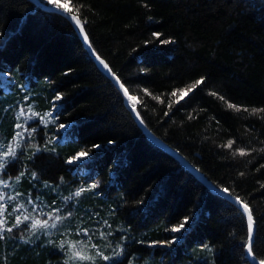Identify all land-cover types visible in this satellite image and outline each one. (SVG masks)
<instances>
[{
	"label": "trees",
	"instance_id": "16d2710c",
	"mask_svg": "<svg viewBox=\"0 0 264 264\" xmlns=\"http://www.w3.org/2000/svg\"><path fill=\"white\" fill-rule=\"evenodd\" d=\"M65 1L147 127L250 206L264 259V0ZM0 72L4 141L17 110L36 118L3 174L63 218L49 235H4L0 264H254L242 209L147 137L65 15L0 0Z\"/></svg>",
	"mask_w": 264,
	"mask_h": 264
},
{
	"label": "snow or ice",
	"instance_id": "6c2138e0",
	"mask_svg": "<svg viewBox=\"0 0 264 264\" xmlns=\"http://www.w3.org/2000/svg\"><path fill=\"white\" fill-rule=\"evenodd\" d=\"M47 3L49 5H52L55 10L63 12L69 20H71L76 26H78V30L82 34L83 40L85 42H88L89 47H91L88 35L84 30L83 23H82L81 19L78 17V15L72 14L73 9L71 7H69V4L68 3H62L61 0H47ZM75 11L78 13L79 9L77 8ZM156 35L158 36L159 34H156ZM169 42L170 41H164V43H169ZM93 53H94V50H93ZM96 59L100 61V63L103 65V67L105 69L108 70L109 73H111V68H109L107 63H105L103 60H101L99 56H96ZM112 75H113V77H115L114 73H112ZM115 79L117 80L119 87L122 89L124 97H126L127 100L131 102L130 107H131L132 111L136 113L137 117H139V112L136 111V104L138 102L137 97L129 94L128 88L125 87V85L119 81L118 77H115ZM202 83H203V78H201L200 80H197L190 88L180 90L181 91L180 99H183L185 96L188 95L189 92L194 90L197 85H200ZM171 95L175 96L176 92H173ZM56 99L60 100V99H62V97L58 95L56 97ZM229 107H236V106L235 105H229ZM260 111H264V109H261ZM140 122L143 123L142 118H140ZM19 127H21V125H17V128H19ZM65 127H67V126L66 125H60V128H65ZM33 131H35V129H33ZM16 138L17 139L15 142V146L14 147L11 145L8 146L6 151H4L2 154H0V173L4 172L6 170V166L10 162L9 158H11V159L16 158V156H17L16 149L21 146L20 141L23 140L24 134L22 132H17ZM231 146H232V142L230 141L228 143L227 147L231 148ZM93 147L99 148L101 146L94 145ZM239 154L243 156L246 153L243 150H240ZM88 155H89L88 152L81 151L76 156L71 158L68 161V163H73V161L79 163L82 159L87 158ZM21 175H23V174H21ZM34 175L35 174H33V176ZM18 179H19V177H18ZM0 185H3L4 187L8 186L7 182L3 181V180H0ZM95 187H97V185H92V188H95ZM81 191H83V190H81ZM223 192L229 193V189L224 188ZM80 194H81L80 192L75 193L76 196H79ZM3 199H4L3 196H0V201H3ZM9 199H15V197H10ZM235 200L241 206L242 211L247 213L246 226H247L248 237H247V241H246V252L249 255V257L256 262V264H264V259H257L256 255L254 253V250H253L254 217L252 214V209L250 208V206L247 203L242 201L239 197H236ZM28 203L32 204L33 211L35 212L36 211L35 203L31 200H29ZM23 208H24V205H20L19 208L15 209V211L19 212ZM4 212H5V206L3 203H0V240L4 239V233L5 232L12 233L14 229L21 228L23 225L26 224V222H27L28 230L32 231L33 234H35V232L40 230V229H47L49 227L55 228L57 226V222H59L63 219L61 216L55 215V214L48 215L47 219H39V218H36L35 216H32L31 214L24 215L23 213H21V215H23V219H21V215H17L15 217V222L12 224V226L6 227L7 221L3 218ZM55 212L58 213L59 209H56ZM9 215H11V213H9ZM68 215H71V213H68ZM49 220H52L53 222L51 224H49ZM188 224H189V218H184V220L178 226H175V227L171 228L170 230L172 232H175V233H181L184 230H186V226ZM85 235H87V233H85ZM176 239L177 238L174 237L172 240L168 241L167 244L168 245L174 244L176 242ZM61 247H63V245H61ZM72 247L75 248L76 245L73 244ZM72 259L73 260H84V259H90V257H84L80 254V252H76L73 254ZM102 259L105 261H108L111 258L108 256L102 255Z\"/></svg>",
	"mask_w": 264,
	"mask_h": 264
},
{
	"label": "rangeland",
	"instance_id": "374dc122",
	"mask_svg": "<svg viewBox=\"0 0 264 264\" xmlns=\"http://www.w3.org/2000/svg\"><path fill=\"white\" fill-rule=\"evenodd\" d=\"M62 3H68L65 0H61ZM69 4V3H68ZM70 7V6H69ZM0 79L3 83V85L8 84V78L7 76L3 73L0 72ZM36 119L34 116L30 115V112L26 113L24 110H17L14 118L12 117L11 120H14L12 123V136L8 138L7 141H4L0 134V154H2L4 151H6L8 146H15L16 142V133L17 132H22L24 134V137H26L27 132L30 130L29 124L30 121H33ZM17 125H21V127L17 128ZM68 127V126H67ZM67 127L62 128L67 129ZM17 151V149H16ZM11 159V158H9ZM87 158L82 159L79 163H82L86 160ZM73 163H77L73 161ZM0 180L6 181L8 186L4 187L3 185H0V196H3V201H0V203H3L5 206V212L3 218L7 221L6 227H11L12 224L15 222V217L17 215H21L23 213L24 215L31 214L32 216H35L36 218L39 219H47L48 215L55 214L61 216L59 213H56V209H60L61 207H55L54 204L47 203V201H42L41 198L35 199L32 195L28 196H23L22 193L17 189V182H14L12 178H9L7 175L0 173ZM10 197H15V199H9ZM31 200L35 203L36 205V211H33V206L32 204H29L28 201ZM20 205H24V208L21 209L19 212L15 211V209L19 208ZM11 213V215H9ZM21 219H23V215H21ZM53 221L49 220V224H51ZM60 222V221H59ZM59 222H57V226L55 228H47V229H40L33 234L32 231H29L27 228V222L25 225H23L19 229H14L16 233L20 234H25V237H33L36 236L38 237L39 235L43 234L49 235L51 234L52 231L57 230L59 227ZM13 230V231H14ZM5 232L4 235H10L13 234ZM161 246H166L167 244L162 242L159 243Z\"/></svg>",
	"mask_w": 264,
	"mask_h": 264
},
{
	"label": "water",
	"instance_id": "95a60500",
	"mask_svg": "<svg viewBox=\"0 0 264 264\" xmlns=\"http://www.w3.org/2000/svg\"><path fill=\"white\" fill-rule=\"evenodd\" d=\"M37 6L43 8V9H46V10H50V11H56V12H59L63 15H65L63 12L61 11H57L54 9V7L52 5H49L47 2L45 1H42V0H32ZM74 14V13H72ZM66 16V15H65ZM67 17V16H66ZM71 21V20H70ZM72 22V21H71ZM72 24L74 25L75 27V30L77 31L79 37L81 38L84 46L86 47V49L88 50L89 54L91 55V57L94 59V61L99 65V67L107 74V76L116 84V86L120 89L122 95H123V91L122 89L119 87L118 83H117V80L115 79V77H118L114 72L113 70L111 69V73L108 72L107 69H105L103 67V65L100 63L99 60L96 59V56H99L101 60H103L105 63H107V61L102 58L96 51L95 49L93 48L91 42H90V39H89V42H90V45L91 47H89V43L88 42H85L82 38V34L79 32L78 30V26H76L73 22ZM84 27V25H83ZM85 30V28H84ZM86 32V30H85ZM87 33V32H86ZM89 38V37H88ZM93 50H94V53H93ZM107 65L109 66V64L107 63ZM109 68H111L109 66ZM112 73L115 74V77H113ZM119 78V77H118ZM119 81H121V79L119 78ZM123 83V82H122ZM126 87V86H125ZM130 94V93H129ZM131 95V94H130ZM124 97V95H123ZM124 101H125V104L127 106V108L129 109V111L131 112V114L133 115L134 119L136 120V122L138 123V125L141 127V129L143 130V132L147 135V137L153 141L155 144H157L159 147H161L163 150H165L166 152H168L169 154H171L172 156H174L186 169H188L189 171H191L197 178H199V180H201L207 187L210 191H212L213 193H216L218 195H221L223 197H225L226 199H228L229 201H231L232 203L236 204L238 207L241 208V206L236 202L235 198L237 196L231 194L230 192L229 193H224L223 192V189L224 188H221V187H218L217 185H215L211 180H209V178L204 174L202 173L199 169H197L192 163L189 162V160H187V158H185L179 151H177L176 149H174L172 146H170L167 142H165L163 139L159 138L158 136H156L148 127L147 125L145 124L143 118L141 117L140 113H139V117H137L136 113L132 111L131 107H130V104L131 102L127 100L126 97H124ZM136 111H138L137 109V106H136ZM140 118H142L143 120V123L140 122ZM242 209V208H241ZM245 213V212H244ZM245 215L247 216V213H245ZM255 233H256V222L254 220V233H253V243H254V240H255ZM247 253V252H246ZM247 257L249 258V260L256 264V262L254 260H252L249 255L247 254ZM258 259V258H257Z\"/></svg>",
	"mask_w": 264,
	"mask_h": 264
}]
</instances>
